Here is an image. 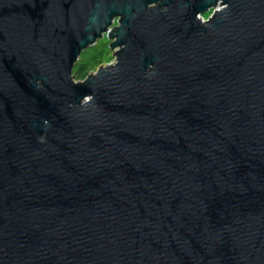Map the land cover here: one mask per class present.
I'll return each mask as SVG.
<instances>
[{
	"label": "water",
	"instance_id": "water-1",
	"mask_svg": "<svg viewBox=\"0 0 264 264\" xmlns=\"http://www.w3.org/2000/svg\"><path fill=\"white\" fill-rule=\"evenodd\" d=\"M219 2L0 0V264H264V0Z\"/></svg>",
	"mask_w": 264,
	"mask_h": 264
},
{
	"label": "rangeland",
	"instance_id": "rangeland-1",
	"mask_svg": "<svg viewBox=\"0 0 264 264\" xmlns=\"http://www.w3.org/2000/svg\"><path fill=\"white\" fill-rule=\"evenodd\" d=\"M214 9H211L209 11H207L205 14H202L200 16L201 20H207L213 13H214ZM116 22L114 23V25H118L117 20H115ZM110 43L111 40L108 39L107 36H101L100 39L96 40L95 44L84 49L80 55L78 60L76 61L79 62V60H81V63H87L89 64L90 62H88L85 59V55L88 54L91 50H94L96 53H99V60L102 61V64L99 65L97 68L93 69L91 72L96 71L98 68L100 67H105L109 64H114L115 62V51L110 49ZM85 54V55H84ZM76 63L74 64L73 70H75L77 68ZM90 72V73H91ZM73 79L75 80V82H79V80L77 78L74 77V75L72 74Z\"/></svg>",
	"mask_w": 264,
	"mask_h": 264
},
{
	"label": "trees",
	"instance_id": "trees-1",
	"mask_svg": "<svg viewBox=\"0 0 264 264\" xmlns=\"http://www.w3.org/2000/svg\"><path fill=\"white\" fill-rule=\"evenodd\" d=\"M85 59L90 63H81V60H79V62L76 63L77 68L72 71L74 77L79 81L83 80L93 69L102 64V61L99 60V53H96L94 50H91L88 54H86Z\"/></svg>",
	"mask_w": 264,
	"mask_h": 264
},
{
	"label": "flooded vegetation",
	"instance_id": "flooded-vegetation-1",
	"mask_svg": "<svg viewBox=\"0 0 264 264\" xmlns=\"http://www.w3.org/2000/svg\"><path fill=\"white\" fill-rule=\"evenodd\" d=\"M219 1H220V2H219V4L217 5V7H216V8H212V9H214L215 11L223 8V6H222V4H221V3H222V2H221L222 0H219Z\"/></svg>",
	"mask_w": 264,
	"mask_h": 264
},
{
	"label": "built area",
	"instance_id": "built-area-1",
	"mask_svg": "<svg viewBox=\"0 0 264 264\" xmlns=\"http://www.w3.org/2000/svg\"><path fill=\"white\" fill-rule=\"evenodd\" d=\"M109 30H108V33H109ZM108 33H104L102 36H107L108 37Z\"/></svg>",
	"mask_w": 264,
	"mask_h": 264
}]
</instances>
